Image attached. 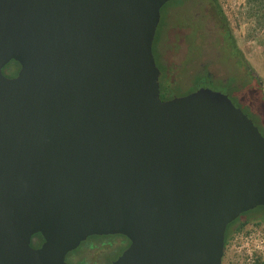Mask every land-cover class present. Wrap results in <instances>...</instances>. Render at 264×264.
Segmentation results:
<instances>
[{"label":"water","instance_id":"water-1","mask_svg":"<svg viewBox=\"0 0 264 264\" xmlns=\"http://www.w3.org/2000/svg\"><path fill=\"white\" fill-rule=\"evenodd\" d=\"M170 1L0 0V264L107 235L129 241L111 264H222L227 226L264 207L252 120L209 88L160 98Z\"/></svg>","mask_w":264,"mask_h":264},{"label":"rangeland","instance_id":"rangeland-1","mask_svg":"<svg viewBox=\"0 0 264 264\" xmlns=\"http://www.w3.org/2000/svg\"><path fill=\"white\" fill-rule=\"evenodd\" d=\"M215 3L220 8H215L210 0H171L161 9L153 55L157 66L166 73L162 84L171 98L194 92L199 84L205 83L199 79L205 77L212 82L207 85L209 89L224 93L217 84L227 81L238 91V99L250 104V113L257 122L248 118L264 135V0H215ZM222 18L244 65L219 42ZM257 89L261 91L262 102L260 96L253 94ZM248 212L232 227L222 264H264V207ZM112 238L115 237L82 242L70 258L66 257V263L113 262L123 251L125 241Z\"/></svg>","mask_w":264,"mask_h":264},{"label":"flooded vegetation","instance_id":"flooded-vegetation-1","mask_svg":"<svg viewBox=\"0 0 264 264\" xmlns=\"http://www.w3.org/2000/svg\"><path fill=\"white\" fill-rule=\"evenodd\" d=\"M206 18H208V17H206ZM208 19L210 20V18H208ZM210 21H211V20H210ZM220 25H221V26H219L220 32H219V34H218L219 42H220L221 44H223V45L226 47V50L230 51V50L228 49V46H227V41L224 40V29H223V26H222L221 20H220ZM220 34H221V36H220ZM234 51H235V50H234ZM230 52H231V56H232V57H233V56L236 57V61L238 60L240 65H241V64L244 65L243 60H241V58L239 57V55H236V53L233 54L234 52L232 53V51H230ZM236 52H237V51H236ZM18 71H19V66H18V65H14V64H12L11 62L8 63L6 66H4V67L2 68V73H3V75H4L5 77L9 78V79L16 77ZM161 75H162V73H160L159 78L161 77ZM211 83H212V82H211ZM218 83H219V84H217V85H219L220 88L224 89V93H223V94L227 95L228 98L231 100V102H232L237 108L241 109L242 112H243L244 114H246L247 116H249V114L245 113L243 109H245V110H246V108H249V109H250L251 106H250V104L244 103V101L242 102L241 100L238 99V97H239L240 95H239L238 91L236 90V88H233L232 86H230L229 83H228L227 81H221V82H218ZM199 88H209V87H208V86H205V87H204V86H201V87H199ZM199 88H197V89H199ZM197 89H196V90H197ZM159 90H160V98H161V87H160V84H159ZM196 90H195V91H196ZM213 91H214V90H213ZM166 97H167V96H166ZM172 98H174V97H173V96H172L171 98H169V97H167V98L163 97V98H161V100H162V101H167V100H170V99H172ZM250 111H251V110H250ZM253 123H254V122H253ZM254 124H255V123H254ZM262 135H263V134H262ZM263 136H264V135H263ZM114 236H120V235L90 236V237H88L84 242H86V241L89 240V239H92L93 237H114ZM33 237H34V236H33ZM33 237L31 238V244H30V245H31L33 248H37V247H39V246L41 245L42 242H40V243L35 242V240L33 239ZM115 238H117V237H115ZM117 239H119V240L123 239V241H125V244L122 246V248H123L122 250L124 251V250L128 247V245H129V241H128L125 237H123V236H121V239H120V238H117ZM120 245H121V243H120ZM118 247H119V246H118ZM90 248H92V247L90 246ZM123 251H122V252H123ZM73 252H74V251L68 253V254L66 255V257H67V258H70V257L72 256ZM122 252H121V253H122ZM66 257H65V261H66ZM111 263H112V262H111ZM111 263H110V264H111ZM67 264H68V263H67Z\"/></svg>","mask_w":264,"mask_h":264},{"label":"trees","instance_id":"trees-1","mask_svg":"<svg viewBox=\"0 0 264 264\" xmlns=\"http://www.w3.org/2000/svg\"><path fill=\"white\" fill-rule=\"evenodd\" d=\"M210 2L211 3H213L212 5H214V7L215 8H220L218 5H216V3H215V0L213 1V0H210ZM168 3H166L164 6H166ZM216 5V6H215ZM163 6V7H164ZM162 7V8H163ZM213 7V6H212ZM213 7V8H214ZM161 8V9H162ZM218 13L221 15V11L218 9ZM223 22V24L225 25V20L223 21V18H222V20H221V23ZM222 24V26H223V29H224V40H226L227 41V46H228V49L230 50V51H232V53L233 54H235L236 53V55H239V57L243 60V58H242V56H241V54H240V52H239V50H237V48H236V44H235V42H234V39L232 38V36L229 34V31L227 30V28L224 26ZM155 43V42H154ZM153 49V48H152ZM235 50V51H234ZM237 51V52H236ZM244 61V60H243ZM12 64H14V65H18L17 63H15V62H11ZM157 65V64H156ZM19 66V65H18ZM158 67V69H159V71H160V73H162V75H161V77L159 78V84H160V87H161V98H163V97H165V98H167L166 96H167V93H168V91H166L165 90V88H164V86H163V84H162V82L164 81V79H165V72H164V70H162L159 66H157ZM199 80H203V81H205V83L204 84H199L198 86H197V88H199V86H207V85H212V83L211 82H209L208 81V78L207 77H205V78H202V79H199ZM208 81V82H207ZM196 90V89H195ZM255 93L258 95V96H260V98H261V102H262V94H261V91L259 90V89H257V91L256 90H254L253 91V94H254V96H255ZM251 108V110H252V107H250ZM246 113L247 114H249V116L250 117H252V118H254V116H253V114L252 113H250V109L249 108H246ZM255 119V121H256V118H254ZM257 122V121H256ZM249 214V212H246V213H243L242 215H240L235 221H233L232 223H230L228 226H227V229H226V233H225V241H224V248H225V246H226V244H227V241H228V239H229V234L231 233V231H232V227L239 221V219H241L243 216H247ZM245 223L243 222V223H241V225L239 226V228H238V230H240L242 227H243V225H244ZM114 237H117V238H120L121 239V236H114ZM33 239L35 240V242H37V243H40V242H43V239H42V237L39 235V234H36V235H34V237H33ZM92 239H94V240H100V239H111V237H93ZM91 239V240H92ZM112 239H116V238H112ZM110 264V263H109Z\"/></svg>","mask_w":264,"mask_h":264}]
</instances>
